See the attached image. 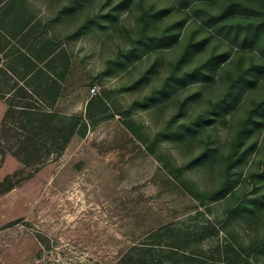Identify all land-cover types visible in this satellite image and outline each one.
Instances as JSON below:
<instances>
[{"label": "rangeland", "instance_id": "374dc122", "mask_svg": "<svg viewBox=\"0 0 264 264\" xmlns=\"http://www.w3.org/2000/svg\"><path fill=\"white\" fill-rule=\"evenodd\" d=\"M24 5L69 74L53 121L0 99V264L86 262L145 221L198 234L204 264H264V0Z\"/></svg>", "mask_w": 264, "mask_h": 264}, {"label": "trees", "instance_id": "16d2710c", "mask_svg": "<svg viewBox=\"0 0 264 264\" xmlns=\"http://www.w3.org/2000/svg\"><path fill=\"white\" fill-rule=\"evenodd\" d=\"M21 1L17 16L12 18L17 0H0V99H5L10 109L22 113L27 126H31L38 121L55 120L53 109L46 102L54 103L61 96L69 64L61 72H51L50 67L54 66L60 48L53 39L31 36L32 24L22 18L29 8L24 5V0ZM33 97L39 101H33ZM61 118V127L45 125L44 129L46 132L56 130L55 143L63 151L78 134L80 116L64 115ZM40 128L41 124L31 127L38 133ZM145 223L130 242L112 234L110 241L97 244L91 252L92 258L78 264H204L200 255L189 250L190 238H196L198 234L175 232L169 224Z\"/></svg>", "mask_w": 264, "mask_h": 264}, {"label": "built area", "instance_id": "2783aa9c", "mask_svg": "<svg viewBox=\"0 0 264 264\" xmlns=\"http://www.w3.org/2000/svg\"><path fill=\"white\" fill-rule=\"evenodd\" d=\"M92 91H95V89L93 88V90Z\"/></svg>", "mask_w": 264, "mask_h": 264}]
</instances>
